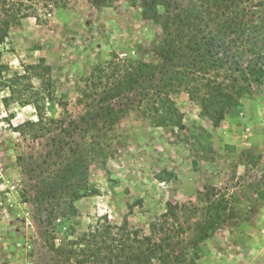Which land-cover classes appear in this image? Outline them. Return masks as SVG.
Instances as JSON below:
<instances>
[{
  "label": "rangeland",
  "instance_id": "374dc122",
  "mask_svg": "<svg viewBox=\"0 0 264 264\" xmlns=\"http://www.w3.org/2000/svg\"><path fill=\"white\" fill-rule=\"evenodd\" d=\"M15 1L7 0L5 6L30 16L13 24L0 45V69L6 66L0 72V264H69L48 248L34 205L24 202V187L31 189L33 181L19 157L39 158L48 146L46 138L34 140L13 131L37 116L34 105H22L8 87L9 78L45 58L59 97L76 117L83 109L78 86L94 66L106 65L115 56L158 62L153 49L161 29L144 19L132 0L111 6L100 0ZM248 1L264 14V0ZM32 82L39 85L34 76ZM11 94L6 106L4 98ZM174 98L184 113L183 130L154 128L136 111L119 122L118 149L106 169L97 162L90 165L91 181L100 193L77 202V234L97 217L113 224L128 219L148 233L169 202L185 204L175 211L182 222L189 221L186 225L203 224L212 206L213 214L222 215L221 223L202 243L197 264H264V83H253L243 107L231 110L219 127L200 116V106L188 93ZM47 106L48 114L60 115V107ZM168 214L172 226L176 218ZM56 235L63 236L60 225Z\"/></svg>",
  "mask_w": 264,
  "mask_h": 264
},
{
  "label": "trees",
  "instance_id": "16d2710c",
  "mask_svg": "<svg viewBox=\"0 0 264 264\" xmlns=\"http://www.w3.org/2000/svg\"><path fill=\"white\" fill-rule=\"evenodd\" d=\"M6 1L0 0V45L5 44L13 24L30 16L28 12L17 14L5 6ZM24 1L15 2L23 5ZM115 1L100 3L111 6ZM132 3L139 6L144 19L161 29L153 49L158 62L115 56L106 65L94 66L84 85L78 86L83 109L76 117L59 97L53 68L45 58L9 78L8 87L18 93L22 105H34L37 116L13 131L34 140L46 138L48 146L39 158L19 157L23 172L33 181L31 189L24 187V202L34 205V218L45 227L48 248L69 264L74 260L76 264H197L202 243L221 223L222 215L213 214L212 206L203 224L186 225L189 221L182 222L175 211L185 204L169 202L167 212L150 223L148 233L128 219L113 224L97 217L77 234V202L100 193L91 181L90 165L97 162L106 169L118 149L117 125L132 111L154 128L183 130L184 113L174 98L177 93H188L200 106V116L214 127L231 110L243 107L252 94V84L264 83V14L256 12L248 0ZM1 67L2 73L6 66ZM32 76L39 80L38 86ZM12 95L4 98L6 106ZM48 104L52 110L60 107V115L48 114ZM168 212L176 218L172 226H168ZM57 221L62 237L56 235Z\"/></svg>",
  "mask_w": 264,
  "mask_h": 264
}]
</instances>
